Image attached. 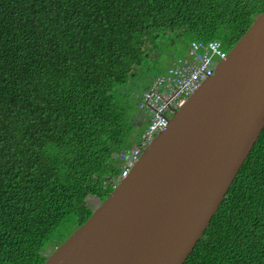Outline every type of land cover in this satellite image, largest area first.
<instances>
[{"label": "trees", "instance_id": "obj_1", "mask_svg": "<svg viewBox=\"0 0 264 264\" xmlns=\"http://www.w3.org/2000/svg\"><path fill=\"white\" fill-rule=\"evenodd\" d=\"M263 11L264 0H0V264H43L118 183L119 155L149 124V85L135 98L126 86L158 41L226 53ZM184 264H264V128Z\"/></svg>", "mask_w": 264, "mask_h": 264}, {"label": "water", "instance_id": "obj_2", "mask_svg": "<svg viewBox=\"0 0 264 264\" xmlns=\"http://www.w3.org/2000/svg\"><path fill=\"white\" fill-rule=\"evenodd\" d=\"M43 264H184L264 128V11Z\"/></svg>", "mask_w": 264, "mask_h": 264}, {"label": "built area", "instance_id": "obj_3", "mask_svg": "<svg viewBox=\"0 0 264 264\" xmlns=\"http://www.w3.org/2000/svg\"><path fill=\"white\" fill-rule=\"evenodd\" d=\"M225 52L217 41L192 42L185 57L175 60L164 75L157 77L143 92L140 108L147 110L149 124L142 134L139 146L119 155L121 161L118 179L125 178L137 162L141 151L162 131L172 114L202 82L212 76Z\"/></svg>", "mask_w": 264, "mask_h": 264}, {"label": "rangeland", "instance_id": "obj_4", "mask_svg": "<svg viewBox=\"0 0 264 264\" xmlns=\"http://www.w3.org/2000/svg\"><path fill=\"white\" fill-rule=\"evenodd\" d=\"M158 51L152 52L150 54V62L149 65H151V69L149 71H146L141 77L140 80L138 78L137 82L132 81L131 83L127 84L126 90L127 94L130 96V91L132 94V97L135 98V95L141 90V88L144 86H147L152 83V81L158 76L159 74L163 73L167 68L170 67V64L173 60H175L178 57H185L188 50L189 41L184 37H179L177 35L170 36L169 38H166L165 40L159 42L158 41ZM227 53V52H226ZM216 63H218L216 61ZM164 74V73H163ZM140 83L139 88H132L134 84ZM141 116L139 114L138 120L142 121ZM167 116L171 117L172 115L170 113H167ZM141 119V120H140ZM137 123V122H136ZM145 125L143 124V128ZM142 128V126H140ZM132 151V150H131ZM130 152V151H129ZM120 167V165H119ZM89 204L92 205V208L94 209L99 203L96 198L89 199ZM77 227H74L70 234L76 229ZM69 234V235H70Z\"/></svg>", "mask_w": 264, "mask_h": 264}, {"label": "crops", "instance_id": "obj_5", "mask_svg": "<svg viewBox=\"0 0 264 264\" xmlns=\"http://www.w3.org/2000/svg\"><path fill=\"white\" fill-rule=\"evenodd\" d=\"M166 70H167V69H166ZM147 86H148V85H147ZM149 86H150V84H149ZM149 86H148V87H149ZM138 109H140V108H139V104H138ZM143 111H145V110H143ZM145 112H146V114L148 115V112H147V111H145ZM148 117H149V116H148Z\"/></svg>", "mask_w": 264, "mask_h": 264}, {"label": "flooded vegetation", "instance_id": "obj_6", "mask_svg": "<svg viewBox=\"0 0 264 264\" xmlns=\"http://www.w3.org/2000/svg\"><path fill=\"white\" fill-rule=\"evenodd\" d=\"M98 203H99V201H98Z\"/></svg>", "mask_w": 264, "mask_h": 264}]
</instances>
